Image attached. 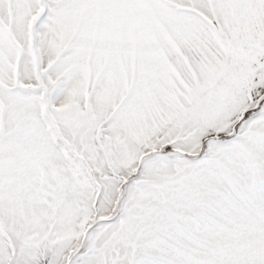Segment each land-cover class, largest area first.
Listing matches in <instances>:
<instances>
[{
    "label": "snow or ice",
    "instance_id": "snow-or-ice-1",
    "mask_svg": "<svg viewBox=\"0 0 264 264\" xmlns=\"http://www.w3.org/2000/svg\"><path fill=\"white\" fill-rule=\"evenodd\" d=\"M0 264H264V0H0Z\"/></svg>",
    "mask_w": 264,
    "mask_h": 264
}]
</instances>
